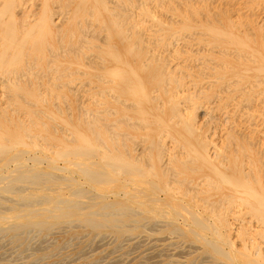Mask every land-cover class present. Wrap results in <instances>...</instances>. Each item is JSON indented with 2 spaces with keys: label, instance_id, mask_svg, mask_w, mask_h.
<instances>
[{
  "label": "bare ground",
  "instance_id": "1",
  "mask_svg": "<svg viewBox=\"0 0 264 264\" xmlns=\"http://www.w3.org/2000/svg\"><path fill=\"white\" fill-rule=\"evenodd\" d=\"M51 1L0 0V264H264V0Z\"/></svg>",
  "mask_w": 264,
  "mask_h": 264
},
{
  "label": "rangeland",
  "instance_id": "2",
  "mask_svg": "<svg viewBox=\"0 0 264 264\" xmlns=\"http://www.w3.org/2000/svg\"><path fill=\"white\" fill-rule=\"evenodd\" d=\"M35 1H38V0H35ZM59 1H60L61 4H63V2L64 3H66V2L68 3L70 1V3H68V4H70L72 6H76V5L77 6H81L83 4V3H80L81 0L80 1L79 0H72V1H74L73 3H71L72 2L71 0H69V1L68 0H65L66 2L63 1V0H54V1L52 0L49 3L52 4L55 7H58V6L61 5L59 3ZM110 2L112 3L111 0H106V4L107 5H110L111 4ZM205 4L206 3H196V4H194V6L197 8V15L194 17V19H206V20H210V21L220 20L221 19L220 14L222 12L221 11L219 12L217 10H216V12H213L212 9L211 8H207L205 6ZM210 4H214L216 7H222L223 9H226V7H224V6H226V4H224L223 6L220 5V4H217V3H210ZM234 7L241 8V11H240V13H238L239 11H233V12H231V14H230V12H228V15H230L233 19H235V20L236 19H239L238 17H241L243 19H245V18L253 19V18H256L257 16H259V15H261L263 13V11H264V2L263 1H259V2H254V3H232L230 5V9L232 10ZM84 16L85 15L78 16L76 18L77 20L76 19L75 20L77 22H80V24H82L85 27V29L87 28L86 30H88V28H89L90 29V32H91V34H88L89 32L85 31V33L88 36L84 33L83 35L85 37L82 38L84 41L86 40L85 41V46L86 47H89V45L91 46L90 48H88V49L86 48L83 51L84 54L82 53V58H83V56H86L87 55V57H85L83 59V61L85 60V62H86V59H87V61H89L88 58L91 59L92 56H94V54H95V52L92 50L93 49L92 47H94L95 45H99V44L100 45H106V44H108L111 41L112 38H110V37H112V36H110V34H107V31H103L104 29L97 28L99 24H98V21L95 19L96 17H92L91 18V17H89L90 15L89 16L86 15L85 17ZM94 29L97 30L95 34L92 33V30H94ZM91 36L93 37L92 39L90 38ZM92 44H94V45L92 46ZM91 53H92V55H91ZM89 63L91 64L92 62L89 61ZM90 64H89L88 67H91ZM92 66L93 67H96V64H92ZM88 67L87 68H83V69L80 70V72H81V76H80V80H79L80 81V85L83 83V85H81L82 86L81 87V89H82L81 91H83L84 89H88V87H90V84L89 83H91V80H92L91 79L92 70L89 69ZM70 98H71V96L66 95V92H65L64 94L61 95L60 101H62V100L64 101L65 100L66 103H67L68 100H70ZM106 100H108V98H105V97L104 98H101V102H105ZM87 103L88 102H86L85 104H87ZM135 120H137V118ZM206 133L208 135V132H206ZM212 133H213V131L211 130L209 132V134H212ZM219 136H216V138H217V142L216 143L217 144H218V141L221 140V138ZM218 137L220 138L219 140H218ZM143 138H144V136H143ZM136 140L137 141L138 140L141 141V142H139V141L138 142L140 144H142V140L143 139H139V138L135 139V142L138 143ZM132 144H134V143H132ZM140 144L139 145H135L134 144L135 146L132 145L131 148H135L136 146H140ZM88 251H91V249L86 250L87 253H88ZM91 253H89V254H91Z\"/></svg>",
  "mask_w": 264,
  "mask_h": 264
}]
</instances>
